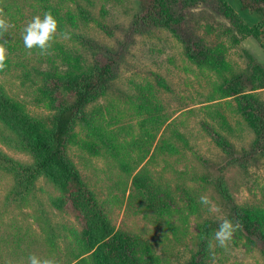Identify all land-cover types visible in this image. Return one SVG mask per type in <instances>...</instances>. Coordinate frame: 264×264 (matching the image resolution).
<instances>
[{
    "label": "rangeland",
    "instance_id": "1",
    "mask_svg": "<svg viewBox=\"0 0 264 264\" xmlns=\"http://www.w3.org/2000/svg\"><path fill=\"white\" fill-rule=\"evenodd\" d=\"M164 4L171 17L169 26L162 21L137 23V0H0V19L6 25L0 29V44L5 47L0 84L28 113L51 117L55 101L39 75L50 61L59 59L62 66L63 60L76 56L86 66L84 59L91 63L92 54L100 49L102 53L103 46L125 48L111 89L87 105L68 146L96 196L111 211L115 229L127 228L138 237L143 259L150 253L155 264H185L198 251L203 221L228 220L230 238L220 245L213 235L201 262L264 264L260 249L250 246L244 232L236 229L231 204L211 179L212 168L223 163L224 154L209 135L214 128L221 129L239 160L243 151L253 148L254 132L237 111L234 97H226L221 86L225 78L239 76L240 91L264 104V22L256 12L243 9L239 0H164ZM46 12L57 20L49 46L27 48L26 25ZM179 22L210 51L211 64L200 65L186 56L172 26ZM129 31L130 40L125 38ZM2 131L0 124V154L29 161L27 154L8 144ZM5 165L0 159V264H17L9 235L19 224L37 237L38 258L55 260L67 254L66 245L72 242L68 224L77 230L79 224L53 210L57 236L56 247H51L36 219L29 216L37 214V203L17 200ZM223 176L239 209L264 210V150L245 164L231 161ZM178 183L196 201V212L189 195L177 189ZM50 191L40 179L37 200L48 203ZM175 227L180 228L177 235Z\"/></svg>",
    "mask_w": 264,
    "mask_h": 264
},
{
    "label": "trees",
    "instance_id": "2",
    "mask_svg": "<svg viewBox=\"0 0 264 264\" xmlns=\"http://www.w3.org/2000/svg\"><path fill=\"white\" fill-rule=\"evenodd\" d=\"M239 1L243 9L256 12L264 22V0ZM137 2L139 9L137 23L151 21L160 24L162 21L168 26L172 23L164 0H137ZM61 23L58 20V25ZM172 26L183 44L187 57L194 59L200 65L211 64L207 60L210 51L192 38L183 22ZM259 28H255L253 33L256 38L259 35ZM130 37H133V32L129 31L125 38L130 40ZM99 51L92 54L91 63L84 59L86 66L80 65L79 58L75 56L69 61L63 60L62 66L58 65L59 59L50 61L49 67L39 72L45 92L55 101L53 107L55 112L51 117L28 113L25 106L10 96L0 84V124L5 130V133L2 131V135L11 147L27 154L29 161L14 160L5 154H0V159L6 164L8 173L12 174L13 192L17 195V200L27 204L32 200L37 203L39 208L37 214L29 216L36 219L51 247H56L54 239L57 236L54 225L56 214L53 210L62 216L72 217L74 222L79 224L80 228L77 230L68 222L72 242L69 241V245H66L67 254H63L62 257L57 255L54 260L56 264H155L153 262L155 259L149 256L150 253L146 254L147 260L142 258L138 237L129 233L127 228L115 229L111 211L102 205L89 180L72 159L69 151V142L75 137V127L78 122L84 120L83 114L87 105L101 94L109 92L118 62H121L124 53L127 52L125 48L109 46H103L102 53H98ZM224 81L221 90L228 93L226 97H234L236 109L254 132L255 140L251 152L243 151L239 160L233 155L237 149L223 136L222 130L211 129L210 138L225 156L222 155L223 163L221 161V165L217 164L218 166L212 168L213 174L210 175L222 198L231 204L227 207L230 208L236 229L244 232L250 246L260 249L264 258V210L239 209L233 202L223 176L231 161H241L245 164L258 152L264 150V104H261L253 94H244L240 91L239 76L225 78ZM223 123L222 121L221 124ZM40 179H44L51 189L47 195V205L38 201L35 195ZM178 184L177 189L188 194V191L182 187L183 184ZM189 198L192 211L196 212V201L190 195ZM47 206L50 211H47ZM220 225L209 220L203 221L197 236L198 251L185 264H203L201 259L206 255L209 241ZM26 226L30 225L26 224ZM27 229L31 228L27 227ZM179 230V227H175L173 235H177ZM9 237L11 254L17 259L16 263L30 264L29 256L35 254L34 250H39L37 237L31 232L23 231L20 224L17 232Z\"/></svg>",
    "mask_w": 264,
    "mask_h": 264
},
{
    "label": "clouds",
    "instance_id": "3",
    "mask_svg": "<svg viewBox=\"0 0 264 264\" xmlns=\"http://www.w3.org/2000/svg\"><path fill=\"white\" fill-rule=\"evenodd\" d=\"M5 21L0 19V29L5 28ZM57 20L50 12H46L43 18L34 16L30 23L24 29L23 41L27 48H32L34 45L41 50H45L49 46V41L52 39V34L56 31ZM5 47L0 44V68L4 67ZM203 202H207L206 197H201ZM231 222L225 220L219 230L215 233L218 243L224 245L231 236ZM30 264H56L52 259H40L35 255L29 256Z\"/></svg>",
    "mask_w": 264,
    "mask_h": 264
}]
</instances>
